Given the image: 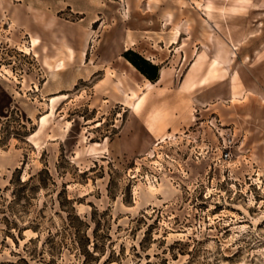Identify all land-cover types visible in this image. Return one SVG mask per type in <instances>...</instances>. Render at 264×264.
<instances>
[{
  "label": "rangeland",
  "instance_id": "obj_1",
  "mask_svg": "<svg viewBox=\"0 0 264 264\" xmlns=\"http://www.w3.org/2000/svg\"><path fill=\"white\" fill-rule=\"evenodd\" d=\"M0 264H264V0H0Z\"/></svg>",
  "mask_w": 264,
  "mask_h": 264
},
{
  "label": "trees",
  "instance_id": "obj_2",
  "mask_svg": "<svg viewBox=\"0 0 264 264\" xmlns=\"http://www.w3.org/2000/svg\"><path fill=\"white\" fill-rule=\"evenodd\" d=\"M129 54H133L134 58H131V61L143 72L149 79L153 82L159 79V68L158 65L150 63L148 60L140 56L139 54L133 52L132 50L128 51Z\"/></svg>",
  "mask_w": 264,
  "mask_h": 264
},
{
  "label": "crops",
  "instance_id": "obj_3",
  "mask_svg": "<svg viewBox=\"0 0 264 264\" xmlns=\"http://www.w3.org/2000/svg\"><path fill=\"white\" fill-rule=\"evenodd\" d=\"M178 33H179V30H178V29H176V31H175V37H174V38H176V36L178 35ZM163 77H164V72H163V71H161L160 78L158 79V81H157V82H159V81L163 80ZM149 83H150V86H151V87H152V86L155 84L154 82H151V81H149Z\"/></svg>",
  "mask_w": 264,
  "mask_h": 264
}]
</instances>
